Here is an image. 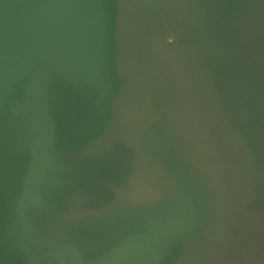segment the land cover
<instances>
[{"label": "water", "instance_id": "95a60500", "mask_svg": "<svg viewBox=\"0 0 264 264\" xmlns=\"http://www.w3.org/2000/svg\"><path fill=\"white\" fill-rule=\"evenodd\" d=\"M0 264H264V0H0Z\"/></svg>", "mask_w": 264, "mask_h": 264}]
</instances>
